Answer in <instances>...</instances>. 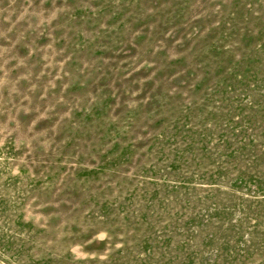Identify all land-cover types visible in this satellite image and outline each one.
<instances>
[{"label": "rangeland", "instance_id": "obj_1", "mask_svg": "<svg viewBox=\"0 0 264 264\" xmlns=\"http://www.w3.org/2000/svg\"><path fill=\"white\" fill-rule=\"evenodd\" d=\"M0 264H264V0H0Z\"/></svg>", "mask_w": 264, "mask_h": 264}]
</instances>
